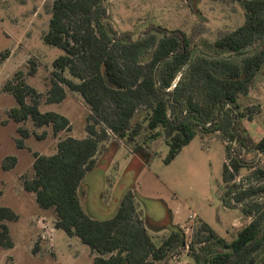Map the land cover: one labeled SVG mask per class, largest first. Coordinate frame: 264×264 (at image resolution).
I'll use <instances>...</instances> for the list:
<instances>
[{
  "label": "trees",
  "instance_id": "1",
  "mask_svg": "<svg viewBox=\"0 0 264 264\" xmlns=\"http://www.w3.org/2000/svg\"><path fill=\"white\" fill-rule=\"evenodd\" d=\"M210 1H234L244 10V24L219 33L213 44L219 54L241 53L258 44V50L241 64L195 57L196 39L205 29L201 24L190 34L151 26L144 38L134 39L129 32L115 30L107 0H53L43 40L62 50L64 56L53 63L46 103L59 105L68 92L79 94L90 108L87 136L60 139L53 155L34 153L33 173L23 180V189L41 210L54 212L56 229L90 249L92 264H164L182 250L196 264H264V214L258 201L242 208L246 217L256 216L232 241L200 222L192 236L178 227L157 242L131 192L109 220L93 218L82 206L81 198L86 195L82 183L113 138L137 156L145 155L151 143L164 138L169 148L164 163L169 165L197 135L216 133L226 149L224 204L236 207L230 202L232 196L239 205L246 197L264 195V167H252L241 156L255 153L264 157V137L255 142L241 125L259 113L257 106L244 107L241 99L264 72V0ZM147 53L148 58L141 60ZM8 57L9 53L1 55L0 64ZM185 67L186 79L175 83ZM33 73L31 69L29 74ZM3 92L17 103L9 110L8 121L23 125L32 121L39 129L51 127L54 136L71 132L67 117L41 111L39 95L24 81V73L8 81ZM18 133L16 147L26 149L25 141L32 133L24 127ZM16 164L17 158L8 156L3 168L10 171ZM245 169L252 171L253 182L243 189L236 182ZM17 219L12 209L0 206L1 248H14L6 222Z\"/></svg>",
  "mask_w": 264,
  "mask_h": 264
},
{
  "label": "rangeland",
  "instance_id": "2",
  "mask_svg": "<svg viewBox=\"0 0 264 264\" xmlns=\"http://www.w3.org/2000/svg\"><path fill=\"white\" fill-rule=\"evenodd\" d=\"M52 5L53 0H0V56L9 53L0 64V206L12 209L18 216L15 222H6L14 248L0 247V264H92L93 261L90 249L79 239L56 229L54 212L41 210L32 195L23 189V180L33 173L34 153L53 155L60 139L68 135L76 139L87 136L90 108L79 94L68 92L66 100L59 105L46 103L52 88L53 63L64 56L62 50L43 40ZM106 7L115 30L119 34L129 32L134 39L144 38L151 26L190 34L194 26L201 24L205 29L196 39L195 57L207 56L241 64L258 50V44L237 54H219L213 48L219 33L231 31L245 22L242 6L234 1L107 0ZM154 35L161 38L160 34ZM148 56L145 54L141 60ZM31 69L33 75L29 74ZM187 71L185 67L175 83L186 79ZM19 72L24 73V81L39 95L41 111H54L67 117L71 121V132L54 136L51 127L39 129L32 121L24 125L8 121L7 114L17 103L13 96L3 92V87ZM32 98L28 97V102ZM261 118L264 119V111ZM19 127L32 133L23 150L16 147ZM168 151L165 139L161 138L144 150L145 155L137 156L113 138L106 153L98 157L97 167L82 183L86 192L81 198L84 210L97 220H109L116 215L124 196L131 192L157 242L178 227L192 236L200 222L207 223L220 237L232 241L256 216L246 217L242 212L244 205L258 201L262 205L260 213L264 214V195L251 200L246 197L239 205L232 196L230 202L236 207L224 204L226 149L216 133L197 135L171 164L166 165ZM8 156L17 158L16 166L10 171L3 168ZM241 156L252 167H264V157L255 153ZM251 172L242 170L236 184L243 189L252 184ZM164 264L196 262L188 251L182 250Z\"/></svg>",
  "mask_w": 264,
  "mask_h": 264
},
{
  "label": "crops",
  "instance_id": "3",
  "mask_svg": "<svg viewBox=\"0 0 264 264\" xmlns=\"http://www.w3.org/2000/svg\"><path fill=\"white\" fill-rule=\"evenodd\" d=\"M264 72L260 73L255 81L248 96L241 99V103L246 106H257L259 108L258 115H255L251 121H241L242 127L247 134L258 142L264 137V119L261 114L264 111Z\"/></svg>",
  "mask_w": 264,
  "mask_h": 264
},
{
  "label": "built area",
  "instance_id": "4",
  "mask_svg": "<svg viewBox=\"0 0 264 264\" xmlns=\"http://www.w3.org/2000/svg\"><path fill=\"white\" fill-rule=\"evenodd\" d=\"M234 146H236V145H234ZM261 156V155H260ZM262 157V156H261Z\"/></svg>",
  "mask_w": 264,
  "mask_h": 264
}]
</instances>
